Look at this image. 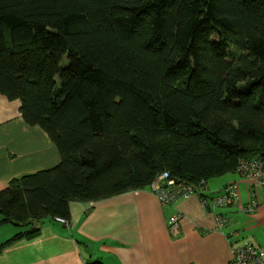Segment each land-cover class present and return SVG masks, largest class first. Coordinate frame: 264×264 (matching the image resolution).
<instances>
[{"label":"trees","instance_id":"trees-1","mask_svg":"<svg viewBox=\"0 0 264 264\" xmlns=\"http://www.w3.org/2000/svg\"><path fill=\"white\" fill-rule=\"evenodd\" d=\"M0 95L62 159L0 193L1 223L237 173L264 160V0H0Z\"/></svg>","mask_w":264,"mask_h":264},{"label":"crops","instance_id":"crops-1","mask_svg":"<svg viewBox=\"0 0 264 264\" xmlns=\"http://www.w3.org/2000/svg\"><path fill=\"white\" fill-rule=\"evenodd\" d=\"M21 106L0 95V193L15 179L62 162L48 134L24 121ZM231 182L238 184V198L219 211L229 220L222 229L199 195L163 205L149 189L73 202L69 222L44 220L19 227L1 223L0 214V264H232L235 251L246 243L264 246V191L234 173L209 180L207 195H221ZM251 206L254 212L242 210ZM179 214V233L173 235L168 223ZM34 230L36 236L11 242ZM249 235L261 237L263 244L240 240Z\"/></svg>","mask_w":264,"mask_h":264},{"label":"built area","instance_id":"built-area-1","mask_svg":"<svg viewBox=\"0 0 264 264\" xmlns=\"http://www.w3.org/2000/svg\"><path fill=\"white\" fill-rule=\"evenodd\" d=\"M237 173L255 184L264 191V160L261 158L242 160ZM166 185V187H164ZM163 205H172L181 199H188L199 195L203 208L215 215L219 228L229 223L227 217L220 214L221 209L233 206L238 198L239 187L236 182L225 186L221 195L212 197L207 195L208 183L201 181L198 185H190L169 179L167 174L158 177L148 188ZM244 212H254V206L243 207ZM182 215H176L169 221V229L173 235H178ZM66 222V221H65ZM232 264H264V247L253 243H246L239 247L235 253Z\"/></svg>","mask_w":264,"mask_h":264},{"label":"rangeland","instance_id":"rangeland-1","mask_svg":"<svg viewBox=\"0 0 264 264\" xmlns=\"http://www.w3.org/2000/svg\"><path fill=\"white\" fill-rule=\"evenodd\" d=\"M239 56H240V53L235 48L230 49V62L236 61L239 58ZM86 215H88V212L86 213ZM240 240L241 241L248 240L249 242H254V240H255L257 242V244H258V242L263 244V240L261 239V237H257V236L254 237L253 235H249L248 237L244 236V239L240 238ZM262 247H264V246H262Z\"/></svg>","mask_w":264,"mask_h":264},{"label":"water","instance_id":"water-1","mask_svg":"<svg viewBox=\"0 0 264 264\" xmlns=\"http://www.w3.org/2000/svg\"><path fill=\"white\" fill-rule=\"evenodd\" d=\"M164 187H166V185H164Z\"/></svg>","mask_w":264,"mask_h":264}]
</instances>
